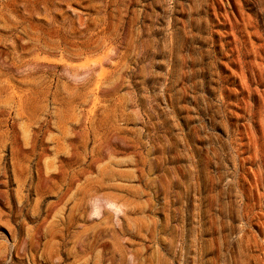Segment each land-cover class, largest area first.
Here are the masks:
<instances>
[{
  "label": "rangeland",
  "instance_id": "1",
  "mask_svg": "<svg viewBox=\"0 0 264 264\" xmlns=\"http://www.w3.org/2000/svg\"><path fill=\"white\" fill-rule=\"evenodd\" d=\"M0 264H264V0H0Z\"/></svg>",
  "mask_w": 264,
  "mask_h": 264
}]
</instances>
